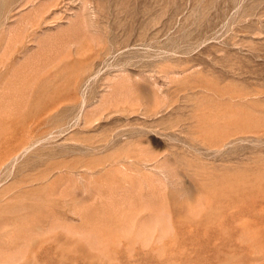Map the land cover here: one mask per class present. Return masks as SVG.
<instances>
[{
  "label": "rangeland",
  "instance_id": "obj_1",
  "mask_svg": "<svg viewBox=\"0 0 264 264\" xmlns=\"http://www.w3.org/2000/svg\"><path fill=\"white\" fill-rule=\"evenodd\" d=\"M0 264H264V0H0Z\"/></svg>",
  "mask_w": 264,
  "mask_h": 264
},
{
  "label": "bare ground",
  "instance_id": "obj_2",
  "mask_svg": "<svg viewBox=\"0 0 264 264\" xmlns=\"http://www.w3.org/2000/svg\"><path fill=\"white\" fill-rule=\"evenodd\" d=\"M82 102H83V101H82ZM82 102H81V104H82ZM83 107H84V104H82V107H81V105H80V109H81V110H83ZM79 111H80V110H79ZM79 113H80V112H79ZM17 154H18V153H17ZM14 156H15V155H14ZM14 156H13V157H14Z\"/></svg>",
  "mask_w": 264,
  "mask_h": 264
}]
</instances>
